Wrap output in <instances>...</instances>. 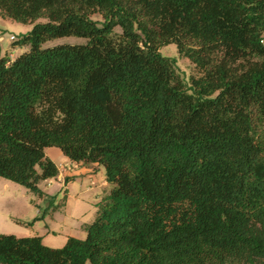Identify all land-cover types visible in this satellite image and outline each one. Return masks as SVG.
<instances>
[{
  "label": "trees",
  "instance_id": "trees-1",
  "mask_svg": "<svg viewBox=\"0 0 264 264\" xmlns=\"http://www.w3.org/2000/svg\"><path fill=\"white\" fill-rule=\"evenodd\" d=\"M0 16L47 19L0 58V177L47 196L56 147L111 190L62 247L0 233V264H264V0H0ZM65 36L86 42L45 46Z\"/></svg>",
  "mask_w": 264,
  "mask_h": 264
},
{
  "label": "rangeland",
  "instance_id": "rangeland-1",
  "mask_svg": "<svg viewBox=\"0 0 264 264\" xmlns=\"http://www.w3.org/2000/svg\"><path fill=\"white\" fill-rule=\"evenodd\" d=\"M93 17L102 20L100 14ZM45 21L47 19L41 18L36 22ZM35 23L26 24L0 16V58L12 59L27 50L29 45L22 46L16 41L32 30ZM85 42L84 38L65 36L47 41L45 46ZM160 52L163 56L175 59L177 69L187 83L197 73L195 65L180 54L175 43L161 47ZM53 148H49L48 152ZM55 159L57 163H65L71 169L70 160L64 153ZM72 172L75 175L71 180V177L64 175L60 176L61 180L58 177L43 180L40 187L48 194L43 197L18 182L0 177V233L17 236L49 233L43 242L51 247L64 246L69 236L85 238L87 226L95 220L97 202L110 194L111 190L106 182L103 165L95 167L82 162L81 168Z\"/></svg>",
  "mask_w": 264,
  "mask_h": 264
},
{
  "label": "crops",
  "instance_id": "crops-1",
  "mask_svg": "<svg viewBox=\"0 0 264 264\" xmlns=\"http://www.w3.org/2000/svg\"><path fill=\"white\" fill-rule=\"evenodd\" d=\"M50 148H52V147H50ZM49 149V148H48ZM48 149H47V154L52 158V159H54L55 161H56V163H57V160L55 159V158H58L59 157V155L61 154V153H63V152H61L60 150H59V148L57 149L56 147L55 148H53V150L51 151H49L48 152ZM68 157V156H67ZM68 159H69V157H68ZM70 160V159H69ZM81 163L82 162H77V161H72V160H70V167H71V169H68V167L66 166V164L65 163H57L58 164V166H59V170H60V173H59V175L57 176L58 177V179L59 180H61V177L60 176H62V175H64V177L65 176H67V177H71L70 178V180L74 177V173L72 172L73 170H75V171H77V170H79L80 168H81ZM64 168V169H63ZM48 179H50V178H48ZM48 179H45V180H48ZM43 181V180H42ZM41 181V182H42ZM40 182V183H41ZM106 182H107V180H106ZM40 183H39V186H40ZM108 183V182H107ZM48 234L49 233H46L45 235H41L42 237H43V240L45 241V238L48 236ZM47 244H50V243H47Z\"/></svg>",
  "mask_w": 264,
  "mask_h": 264
},
{
  "label": "built area",
  "instance_id": "built-area-1",
  "mask_svg": "<svg viewBox=\"0 0 264 264\" xmlns=\"http://www.w3.org/2000/svg\"><path fill=\"white\" fill-rule=\"evenodd\" d=\"M11 38H13V39H15V37L14 36H12ZM263 42H264V40H262ZM64 169V168H63Z\"/></svg>",
  "mask_w": 264,
  "mask_h": 264
}]
</instances>
